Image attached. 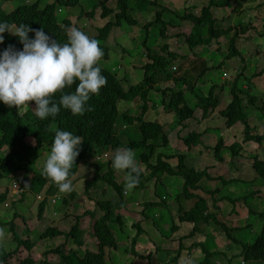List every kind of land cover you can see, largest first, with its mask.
Listing matches in <instances>:
<instances>
[{
	"label": "rangeland",
	"instance_id": "374dc122",
	"mask_svg": "<svg viewBox=\"0 0 264 264\" xmlns=\"http://www.w3.org/2000/svg\"><path fill=\"white\" fill-rule=\"evenodd\" d=\"M108 0H80L78 6L73 8H59L57 9L58 18L62 23L63 20H69L71 27H76L83 31L90 38L98 37L100 35L99 29L108 25L109 22L119 24L111 33L110 37L106 41H101L96 38L100 44H106L110 47L112 58L109 61L102 60L100 63L103 68H110L113 72L117 73L120 80H123L125 89L134 88L140 85L144 78V71L141 69V65L144 64V54L142 50L143 46H156L159 49L167 48L168 52L178 53L180 56L187 57L185 65L179 64L177 68H186L183 72L176 73L180 77H186V80L190 84H195V80L200 75L201 70H204L209 66V71L206 76L203 77L205 84H218L220 88L225 84L223 94H219L222 99L221 104L218 106V111L209 118V120H200L202 114L200 110L197 111L195 119L189 120L185 123L183 132L180 130L182 127L175 131L171 130L170 125L173 123L174 115L172 113L166 114L163 111L161 105L163 103L164 96L159 92H152L150 99L152 103L156 104V107L149 112L148 118L150 120H162L164 123L169 124L165 127L168 133L163 134L167 136L169 140V146L163 147L165 139L161 136L156 144L159 148L156 149L155 154L152 156V160L156 161L158 155L161 153L165 157H172L178 154H184L188 158L185 164L189 168L203 171L207 165H213L211 168V176L216 178H225L233 181L224 186L222 180L212 182L209 179H204L201 182V186L204 191H201V197L205 199H211L210 191H220L219 196H227L234 200L233 203L229 202H217L220 209H217L220 213L217 217L218 222L226 223L228 228L218 226V222L212 221L211 225H202L201 229L196 235L190 238L182 246V252L176 253L179 246L173 248L176 243L171 242L180 239L187 231L192 230V226L184 225L181 229L175 233L172 230V218L170 213L174 212L175 215H180L182 211L178 210L179 202L185 209L187 206H194L195 201H184L183 198H178L181 192L182 180L176 177H161V181L156 185V180H152L148 184L149 195L144 200L159 201L161 204L158 207H151L143 214L141 205H129L123 210H118L117 213L123 217V226H120L116 222H111L112 230L114 231L116 241L119 245L117 251H109L107 256V264H158L164 260V264H181L185 258H190L193 264H204L206 256L203 254V249L194 248L188 249L193 243H201L210 249L219 248L221 254L212 257L207 264H241V246L243 244L251 245L261 235L264 223V182L256 176L253 172L251 158H258L264 160V142L258 145L255 142H244V140H236L232 137V132L227 129L226 122L219 115V111L224 110L227 104L232 99V87L234 85V78L238 77V70H240L239 57H234L231 60L227 59L229 48L231 45V39L236 40L235 46L241 51V57L245 59L247 67L242 69V77L238 82V88L245 90L249 87V92L252 96L258 97L255 100V106L246 110L247 121L250 126L251 132L256 134H264V112L259 109L261 107V101L264 99V73L262 76L253 77L254 73H259L260 70L264 71V39L259 44H256L252 37L262 34L264 36V0H252L241 1L231 0V8L224 10L216 9L213 11V16L217 19L216 29H229L232 30L228 34H224L221 39L215 38L211 46L200 47L196 53L190 52L186 42L189 30L192 29V22L181 21L180 28H174L169 26L167 29V37L162 38L159 33L161 25L151 24L156 19V14L161 12V8H155L152 5H146L147 11L144 12L139 8L138 4L134 0H130L129 12L126 13L123 21H119L118 14L122 11H115L112 17L102 19L100 17L102 13V6L100 3L107 2ZM155 1V0H153ZM159 5L166 10V14H163L162 18L165 22H169L176 18V16L194 15L200 16L201 8L206 7L204 0H159ZM35 0H26V3L33 4ZM56 0H42V9L46 5H52ZM108 6L113 9H117L120 0H109ZM158 2V0H157ZM2 0H0V4ZM23 2H6L2 3L3 9L8 12L18 8ZM148 4V3H143ZM253 8V9H252ZM257 8V9H254ZM244 10V11H243ZM252 11V12H251ZM91 12H94L95 16L93 20L86 18ZM80 16V18H78ZM252 18V23L249 24ZM180 36H183L180 38ZM147 40V43L145 42ZM250 40V41H249ZM145 53V51H144ZM222 64L223 67L219 70L211 69L213 66L217 67ZM228 77V78H227ZM251 78L253 85L249 86L245 80ZM195 82V83H194ZM171 83L170 86H172ZM167 84L162 85L165 88ZM174 87V86H172ZM176 89H180L176 86ZM206 91V86H203ZM222 89V88H221ZM220 90V89H219ZM247 91V90H245ZM220 92V91H218ZM185 93L188 104H192V96ZM224 97V98H223ZM142 102L140 99H136L132 102H121L120 111L122 115L126 113L130 117H137L141 114ZM9 108V107H8ZM24 109L20 111L19 116L24 117L25 124L32 126L34 124V116L25 114ZM199 120L201 122H199ZM141 123L135 122L134 124L128 123L124 118H120L117 123V130L121 135L122 142L129 144L131 141L140 140ZM242 126V125H240ZM245 127L242 126V134H245ZM165 131V130H164ZM193 132L205 133L202 140L205 144L201 151H193L188 149L183 142V137L192 134ZM220 139H224V143L230 144L237 142L243 150L242 156L232 159V150L223 149L222 155H228V159L225 163H214V151L207 147L214 148ZM27 143L30 146H35L34 139H27ZM199 147H197L198 149ZM144 150L136 151L143 153ZM6 151L1 149L0 157H2ZM41 156L39 157L35 168L38 173L41 174V169L49 150L46 148L40 150ZM114 155L113 151L103 152L101 155H96L94 158L102 164V171L106 173L110 166V160ZM196 156V157H195ZM168 163L173 167L178 165L177 159H167ZM113 168V167H112ZM116 171V170H115ZM34 171H31V173ZM21 176V174H20ZM116 176V177H115ZM112 179H116L120 184L125 182V172H117ZM94 177V171L91 168H87L84 165L80 166V170L76 177L72 179L74 190L70 194H61L55 186L52 192L48 195L42 193L40 197L36 198L33 194L29 193L22 203L19 204L21 215L26 218L18 217L15 219L14 227L15 231L23 240L31 239L34 242L35 247L31 253L27 252L25 247H21L17 255H13L8 259L7 264H21L27 258H31L36 264H44L45 260L51 261L52 264H62V258L67 257L70 253H76L80 258H83L87 252L98 253L96 243L97 241L91 237L94 227V221L91 219L93 215H99L97 220L105 215V213L98 212V202L108 200H118V194L113 188H107V186L95 185L91 190L89 196L86 194L87 182L92 181ZM13 178L5 176L0 180V195L3 189L10 187ZM17 187L20 186L18 182ZM14 184V183H13ZM12 184V185H13ZM112 189V190H111ZM11 197L0 205V228L5 229L6 236L4 238V246L9 247L8 251L13 249L12 245H15L10 234L8 227L3 224H7L8 218L3 215V211L8 209L11 202L18 197L19 189H13L10 187ZM111 190V191H110ZM133 189L129 195H132ZM251 195L252 193H257ZM245 197V199H244ZM42 199H47V205L43 217L39 218V205ZM55 200V203L53 202ZM212 200H210L211 202ZM166 205H170L172 210ZM228 208L230 211L225 213L224 209ZM183 209V208H182ZM88 211L80 222V232L83 234L82 245H78L75 239L68 235L71 232L73 226L77 224V217H82L85 212ZM171 211V212H170ZM81 215V216H79ZM149 219H152L149 221ZM167 217L168 220L163 221L162 224H158L161 218ZM147 219V220H146ZM23 220L28 222V225L23 223ZM138 222H148L145 224L146 229L153 232L152 237L148 235H142L137 239V242L133 244V239L136 238L138 231L135 230L132 225ZM153 222V223H152ZM26 226H29L26 229ZM159 231L154 230V227ZM49 227H57L62 230L64 236H58L53 238L41 239L43 233ZM194 227V225H193ZM234 230V231H233ZM161 231V233H160ZM233 231V232H232ZM229 233V237L226 235ZM169 238V239H167ZM9 242H8V241ZM133 245L137 247V256L145 257L146 259L141 261L137 260V256L134 257ZM157 248L162 249V253L155 255ZM61 248V255L56 256L52 253L56 249ZM153 255L152 257L150 255ZM179 255V257H178ZM178 258V259H177ZM111 259V260H110ZM167 262V263H166ZM1 264V263H0Z\"/></svg>",
	"mask_w": 264,
	"mask_h": 264
},
{
	"label": "trees",
	"instance_id": "16d2710c",
	"mask_svg": "<svg viewBox=\"0 0 264 264\" xmlns=\"http://www.w3.org/2000/svg\"><path fill=\"white\" fill-rule=\"evenodd\" d=\"M35 1L36 2L33 4H28L26 3V0H2V3L23 2V4L8 12L3 9L4 7L1 3L0 22L7 21L17 25L24 23L33 29L43 28L45 33L51 36L52 39L56 40L58 43H66V30L71 27V23L66 19L61 23L58 18L57 9L63 7H76L78 6L80 0H56L54 4L46 5L43 9L41 8L43 5L42 0ZM108 1L100 3V6H102V13L100 17L102 19H107L112 17L115 11H122L118 14V19L119 21H123L126 13L129 12L128 3L130 0H120V4L117 9L110 8L108 6ZM134 1L138 4V10L140 8L144 12L147 11L146 5L149 4L155 8L160 7L162 9L161 12L156 14V19L151 22V24L155 23L161 25L159 35L162 38L167 37V29L169 26L180 28L181 21L192 22L193 27L189 30L186 42L189 51L194 54L200 47L211 46L215 38L221 39L224 34H228L232 30V28L227 30L219 28L216 29L215 26L218 21L213 16V11L216 9L224 10L226 8H231V0H204V5L206 7L201 8L199 17L187 15L186 12L181 11L184 13V16L181 17L178 15L176 18H173L170 23L165 22L162 18L163 14H166L167 9H163L159 5V0L158 2L157 0ZM94 16V12H91L86 16V18H88V20H93ZM78 18H80V16ZM120 23L121 22H119V24H114L113 22H109L108 25L99 29L100 35L98 37H93V39L99 38L101 41L108 40L114 28L117 25L120 26ZM251 23L252 18L249 21V24ZM28 35L29 39H34L33 32H30ZM3 36L4 42L0 44V53L8 48L9 45L13 46L17 51L22 50L23 45L19 42L17 37L9 34L8 32L3 33ZM181 37L183 36H180V38ZM263 39L264 36L261 33L258 34V36L251 38V40H253L256 44H259L263 41ZM145 42L147 43V40ZM235 43L236 40L232 38L227 59L231 60L234 57H239L240 59L237 62H239L241 68L237 71L238 77L234 78L235 81L231 90L232 99L230 98V101L224 110L219 111V115L226 122L227 129L232 132V137L237 134L240 136H236V140L241 139L261 144L264 141V134L257 135L254 134V132H251L252 130L248 124L246 114L247 109L255 106V100H257L258 97L250 94L249 87L245 89L247 91L238 88V82L240 81V77H242V69H245L247 65L245 64V59L241 57V52L236 48ZM146 45L147 44H145L142 48V50L145 51V53L144 51L142 53L144 54L145 61L144 64L141 65V69L144 71L143 81L140 85L126 90L123 80L119 79L117 73L113 72L110 68H103L101 66L100 63L102 60L109 61L112 56L110 47L106 44H100L104 55L98 66L101 68V74L106 77L107 84L101 89L99 95L91 97L88 102V106L91 107V111H86L83 116H74L69 110L61 109L60 113L55 118L49 117L45 120H40L35 115L34 102H29V108L20 109L8 108L0 102V151L1 149L6 151V153L0 157V180L4 179L5 176L10 175L13 178L10 187L15 182H18L20 185V191L18 192L19 195L17 199H14L9 208L3 211L4 216L7 218L10 216L7 224L3 225L8 227L15 245H12L13 249L8 251L9 247L4 246L6 245L4 244L5 240H0L1 264H7L8 259H10L13 255H17L21 247H25L28 253H31L32 249L35 247L36 243L34 244L31 239H21L18 232L15 231L13 221L18 217H23L19 209V204L24 201L27 194L31 193L38 198L42 195V193L45 195L50 194L56 186L54 183L39 174L35 165L41 156L40 150L46 148L50 151L55 130L57 129L70 131L73 135H78L82 138L83 143L80 146L79 156L77 157L75 165L71 170L70 178H75L80 170V166L84 165L94 171L93 180L87 182L86 194L88 196L90 194V190L96 184L99 185V182L102 183L100 184L101 186H107L108 189L113 188L118 194V200L99 201L98 212L105 213V215L102 217L100 216L99 220H97L99 215H93L91 218L94 221L91 237L97 241L96 247L98 253L87 252L83 258H80L76 255V253H70L67 257L62 258V264H107L109 251L116 252L119 248L114 231L112 230L111 222H116L120 226L124 225L122 223L123 217L118 214L117 211L121 209L123 210V208H127L129 205L137 204L142 206L143 209L141 212L145 214L147 209L151 207H158L161 204V200H165L164 197L159 201L144 200L149 195V191L147 190L148 184L154 179L156 180L157 185L162 180L161 177L163 176L180 178L182 180V187L178 198H183L184 201H195L194 206L189 205L187 206V209H185L182 205L180 206L179 202L178 210L182 211V213L178 216L175 215L174 212L170 211V217L172 218L171 221L173 223V232L177 233L184 225L192 226V230L188 232L186 231L180 239L174 241L175 239L170 238V240H172L171 242L176 243L173 248L179 246L176 251L179 255L182 252V246L187 245V241L196 235L202 225L206 224L209 226L212 221L218 222L217 217L220 213L217 210L220 209L217 205L218 201L234 202V200H232L233 197L230 199L227 196H219L220 191L218 190L209 192L211 199L201 197V191H204V189L200 184L204 179H209L212 182L217 181V179L222 180L224 186L233 182L225 178L214 179L211 176V168H213L212 166L214 164L207 165L203 171L189 168L185 164L188 157L184 154L165 157L160 153L156 161H153L152 156L155 154L156 149L159 148L156 141L159 140L161 136L165 139L163 147L169 146V140L167 136L163 134L164 132L168 133L169 130L166 131L165 127L169 124L164 123L162 120H150L148 118L149 112L156 107V104L152 103L150 99V94L152 92H159L164 96L163 103L161 105L163 111L166 112L167 115L170 113L174 115L173 123L170 125L171 130L175 131L182 127L180 130L183 132L186 126L185 123L189 120L195 119V115L198 110L201 111L199 112L200 114L203 112L202 118L200 119L201 121L209 120V118L218 111V106L222 102V99L218 95L223 94L224 87L227 82L222 85V89L218 84H210L208 82L205 84L203 82V77H205L206 73L210 70L209 66H207L204 70H201L200 75L195 80V82H197H194L195 84H190L188 80H186V77L182 78L176 73L178 70H180L179 72L187 70V67L185 69L183 67L177 68L179 64L183 63L185 65V61L187 60L186 55L180 56L176 52H168L167 48H163V50L166 51H162L159 47ZM222 67L223 65L220 64L217 67L213 66L211 69L219 70ZM263 73L264 71L260 70L259 73H254L253 77L262 76ZM245 80L248 82L249 86L254 84L251 78L248 79L245 77ZM171 83H173L172 86L174 87L170 86ZM164 84H167L165 88L162 87ZM76 86L77 85L74 84L70 88H66L64 91L66 93H73ZM176 86L180 89H176ZM203 86H206V91L203 89ZM185 93L192 96V100H190L192 101V104L187 103ZM59 97L60 94L57 93L55 94L54 99L58 101ZM136 99H140L142 102L141 114L137 117H130L126 113L122 115L120 111V103L132 102ZM22 109L26 110V115L29 113L34 116V124L32 126L25 124L24 117L19 116ZM259 110L264 112V99L261 101V107ZM120 118H124L130 124H134L135 122L141 123V126L139 127L141 132L140 140L131 141L128 145L122 142L121 135L117 130V123ZM200 120L199 122H201ZM240 125L245 127L244 135L242 134V126ZM29 135L34 137L36 140V145L34 147L30 146L25 141V137ZM204 135L205 133L193 132L192 134L183 137V142L188 149L201 151V148H204L203 146H205L202 140ZM197 147L199 148L197 149ZM117 148H131L135 150V152L144 150L143 153H138V157L136 155L141 175L138 186H136L132 191L133 196L129 195L130 191L125 190V182L120 184L116 179H112V177L116 174V171L112 168V160H110L108 171L103 173V165L100 164L99 161L91 159L96 155H101L103 152H115ZM207 148L214 151V163H220L221 161V163L224 164L225 160L229 158L228 155H222L223 149L232 150L233 158L244 155L242 153V148H240L237 142H234L233 144H230V142L224 143V139H220L213 149L210 147ZM167 159H177L178 165L173 167L168 163ZM251 167L253 168L256 176L264 181V160L254 159ZM31 171L34 172L31 173ZM25 183L28 184L27 187H25ZM10 187L3 189L4 193L0 195V205H3L5 201L11 197ZM210 200L212 201L210 202ZM46 205L47 199H42L39 205V218L43 217ZM166 206L172 210L170 205ZM229 211L230 210L228 208L224 209L225 213ZM86 214L89 215V212L86 211L82 217H77V224L73 226L71 232L68 233V235L75 239V242H77L78 245H82L83 237V234L80 232L81 228L79 220H81V218L83 219V216ZM24 217L26 218V214ZM147 219L149 221L152 220L148 217ZM166 220H168L167 217H164V219L161 218V221L158 224H162V222ZM23 223L28 225V222L25 220H23ZM146 223L148 222H138L132 225V227L138 231L136 238L133 239V244L136 243L137 239L142 235H148L149 238L152 237L153 232L146 229ZM28 227L29 226H26L23 229ZM153 229L159 231V229H156L155 227ZM58 236H64L62 230L57 227H49L46 232L42 234L41 239ZM154 246L156 247V245ZM201 247L203 249L204 256H206L204 264H207L212 257L220 254L217 251V248L210 249L205 245H201V243H193L190 247H188V249ZM160 253H162V249L156 247L155 255H159ZM53 254L58 256L61 255V248L58 247ZM133 254L134 257L138 255L136 245H133ZM150 256L152 257L153 255L151 254ZM145 259V257L137 256V260L143 261ZM242 259L244 264H264V223L261 235L257 238V240L252 245L245 246ZM21 264H36V262L29 257L22 261ZM158 264H164V260L160 263L158 262Z\"/></svg>",
	"mask_w": 264,
	"mask_h": 264
},
{
	"label": "clouds",
	"instance_id": "9594fccd",
	"mask_svg": "<svg viewBox=\"0 0 264 264\" xmlns=\"http://www.w3.org/2000/svg\"><path fill=\"white\" fill-rule=\"evenodd\" d=\"M5 32L17 37L23 48L17 51L9 45L0 53V102L16 109L29 108V102H34V112L40 120L55 118L61 109L69 110L74 116H83L86 111H91L89 100L92 96L99 95L107 84V79L101 74V68L98 66L104 55L98 40L90 38L76 27H70L66 30L67 42L61 44L45 33L43 28L33 29L24 23L17 25L4 21L0 22V44L4 42ZM30 32L34 33V39H29ZM74 84L77 86L73 93L64 91ZM57 93L60 94L58 101L54 99ZM31 138L36 143L35 138L30 135L25 137V141ZM82 143V138L70 131L55 130L41 175L54 183L61 194H70L74 190L70 178L71 170L79 156ZM254 159L258 160L251 158V161ZM112 167L117 172L126 173V191L138 186L141 172L135 150L117 148L112 157ZM27 186L25 183V187ZM18 189L20 191V186ZM256 194L258 192L251 195ZM53 202L55 203V200ZM217 225L228 228L222 221ZM226 235L229 237V233ZM5 236V229L0 228V240ZM239 246L242 259L245 246L250 245ZM217 251L220 253L219 248ZM45 263L52 264L48 260H45ZM181 264H193V261L185 258Z\"/></svg>",
	"mask_w": 264,
	"mask_h": 264
},
{
	"label": "built area",
	"instance_id": "2783aa9c",
	"mask_svg": "<svg viewBox=\"0 0 264 264\" xmlns=\"http://www.w3.org/2000/svg\"><path fill=\"white\" fill-rule=\"evenodd\" d=\"M18 187H17V185H13V189H17Z\"/></svg>",
	"mask_w": 264,
	"mask_h": 264
},
{
	"label": "bare ground",
	"instance_id": "6f19581e",
	"mask_svg": "<svg viewBox=\"0 0 264 264\" xmlns=\"http://www.w3.org/2000/svg\"><path fill=\"white\" fill-rule=\"evenodd\" d=\"M100 138H101V137H100ZM150 172H151V171H150ZM110 208H111V207H110ZM110 208H109V209H110ZM109 211H110V210H109ZM113 214H114V213H113ZM120 218H121V217H120ZM119 220H120V219H119Z\"/></svg>",
	"mask_w": 264,
	"mask_h": 264
},
{
	"label": "crops",
	"instance_id": "0c3cea01",
	"mask_svg": "<svg viewBox=\"0 0 264 264\" xmlns=\"http://www.w3.org/2000/svg\"><path fill=\"white\" fill-rule=\"evenodd\" d=\"M196 157V156H195Z\"/></svg>",
	"mask_w": 264,
	"mask_h": 264
}]
</instances>
